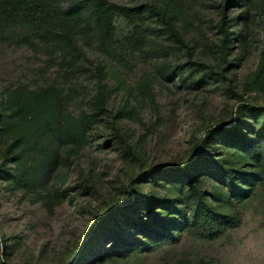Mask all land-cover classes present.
<instances>
[{"label":"rangeland","instance_id":"rangeland-1","mask_svg":"<svg viewBox=\"0 0 264 264\" xmlns=\"http://www.w3.org/2000/svg\"><path fill=\"white\" fill-rule=\"evenodd\" d=\"M108 1L0 13V264H264V0Z\"/></svg>","mask_w":264,"mask_h":264},{"label":"trees","instance_id":"trees-1","mask_svg":"<svg viewBox=\"0 0 264 264\" xmlns=\"http://www.w3.org/2000/svg\"><path fill=\"white\" fill-rule=\"evenodd\" d=\"M147 7L153 8V5ZM83 11L93 13L95 29L104 38L113 37L114 20L117 15L131 18L133 14L130 8L108 0H78L77 8L74 9H65L60 0H2L0 4V13H8V16L26 21L35 31L44 35L50 34L52 40L56 42L66 39L72 41V44L76 39L72 24L80 19ZM63 13L64 19H61ZM234 134L241 135L237 131H234ZM241 136H243L241 143L245 142L247 136ZM260 180L263 181V175L260 176Z\"/></svg>","mask_w":264,"mask_h":264}]
</instances>
